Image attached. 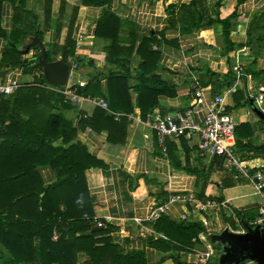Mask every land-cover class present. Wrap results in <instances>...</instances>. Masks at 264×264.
I'll use <instances>...</instances> for the list:
<instances>
[{
  "label": "crops",
  "instance_id": "0c3cea01",
  "mask_svg": "<svg viewBox=\"0 0 264 264\" xmlns=\"http://www.w3.org/2000/svg\"><path fill=\"white\" fill-rule=\"evenodd\" d=\"M195 1L193 6V0H110L100 7L83 6L81 0L0 1V73H3L0 79H14L20 87L40 85L41 70L34 67L40 54L35 41L43 46L48 62L61 61L69 67V59H74V71L79 69L80 75L74 81L67 79L66 86L78 95L76 104L66 101L45 83L40 85L62 96L51 112L61 119L60 135L52 146L66 148L78 142L87 155L101 163L102 166L83 172L92 212L90 218L83 217L93 230L104 227L95 228L90 219L100 222L108 219L104 226H110L111 230L106 237L116 250L122 255L140 252L146 264H173L171 260L160 262L171 252H160L151 245L161 236L152 230L153 222L147 220L152 209L166 202L167 178H172L174 192H191L200 201L213 200L227 208L197 213L187 222L200 224L203 219L210 222L207 230L210 235L199 240V236L206 235L202 229L197 235L198 243L192 246L193 251L209 252L205 264H220L222 252L215 246L217 243L223 251L231 246L226 241H210L212 235L223 230L245 232L240 224L257 220L252 214L260 213V197L253 186L241 179L232 180L223 171L220 158L200 157L192 144L182 138L165 139L162 153L154 133L142 122L151 111L166 116L192 107L195 87L202 89L206 98L221 93L225 82L231 84L226 75L232 76V66L239 63L248 81L237 83L229 104L236 126L247 123L251 136L241 139L244 148L238 152L251 169L264 172V118L253 110L251 102H243L247 92L264 98V0ZM105 11L120 21L117 32L122 39L120 46L132 45L129 53L125 51L110 61L109 40L95 33L97 27L102 31L99 20ZM190 11L194 18L201 15L204 20L207 16L212 22H200L199 27L190 28ZM227 17L228 26L223 30L216 21ZM151 37L156 44L149 50L158 55L153 68L140 77L141 58L135 51L141 39ZM210 72L215 76L211 77ZM109 74L127 79L114 88L107 79ZM141 85L164 86L144 117L136 112ZM114 90L117 93H112ZM115 97L118 100L112 102L115 109L128 110V114L138 115L141 121L113 112L107 102ZM235 97L239 99L234 100ZM99 100L107 104L109 113L97 107ZM96 109L102 113L96 114L91 125L87 124ZM193 111L200 117L198 108ZM70 130L74 135L69 137ZM62 137L69 140L62 142ZM237 141L233 135L235 149ZM38 172L45 184L54 181L49 168L41 167ZM166 208L161 216L173 222H177V216L191 212L190 204L186 203H172ZM252 208L258 210L253 212ZM227 210L239 218L240 224ZM36 249L35 240L33 248L26 249L32 260L19 264H40ZM0 253L6 251L0 247ZM174 255L181 264H195L186 253ZM241 260L236 264H241ZM73 264H87V257L77 252Z\"/></svg>",
  "mask_w": 264,
  "mask_h": 264
},
{
  "label": "trees",
  "instance_id": "16d2710c",
  "mask_svg": "<svg viewBox=\"0 0 264 264\" xmlns=\"http://www.w3.org/2000/svg\"><path fill=\"white\" fill-rule=\"evenodd\" d=\"M109 2L110 0H81L83 6L93 7L104 6ZM195 4L196 1L193 0L192 5ZM200 12L202 13V9ZM192 13L189 12L190 28L199 27L200 22H212L207 16L204 20L201 15L194 18ZM228 20L227 17L216 22L226 30ZM100 27H103L102 31L99 32L97 27L95 33L109 40V61L125 51H131V44L126 48L120 46L122 39L117 36L120 21L109 11H105L99 20V30ZM155 44L152 37L143 38L138 44L135 53L141 58L138 66L140 77L146 75L156 62L158 54L149 50ZM18 64L19 62L16 66ZM34 67L40 71L37 64ZM209 75L215 76L211 72ZM231 77L228 73L225 79ZM107 79L116 88L127 78L109 74ZM43 83L40 80V85ZM39 86H21L5 98L0 96V247L6 251V254L0 253V264L30 262L32 256L26 249L33 248L35 240L40 264H73L77 252L85 254L87 264H146L140 252L122 255L116 250L117 247L106 237L111 230L110 226L93 230L87 223L85 218H90L92 212L83 172L102 165L94 157L87 155L78 142L66 148L52 146V142L60 135L61 119L51 112L54 103L62 96ZM226 86H229L228 82L223 87ZM163 87H139L136 106L139 116L144 117L155 105L156 96L162 93ZM85 88L81 89L82 93ZM112 93H117V90ZM116 98L107 102L108 106L113 112L128 114V110L118 111L112 106V102L118 101ZM98 113L102 112L96 109L86 123L91 125ZM70 135H74L73 130L69 131V137ZM234 135L238 139V151L244 148L241 139L251 136L249 125L239 124L234 129ZM68 140V137H62V142ZM41 167H47L54 173L53 182L44 183L38 172ZM257 210L258 208L251 209L253 212ZM256 215L258 214L254 213L252 217ZM151 228L161 236L151 245L160 252H171L160 262L171 260L173 264H181L174 253L190 252L193 244L198 243L197 235L202 231L199 223L173 222L164 216L154 221ZM53 231L58 234L55 240L51 239Z\"/></svg>",
  "mask_w": 264,
  "mask_h": 264
},
{
  "label": "built area",
  "instance_id": "2783aa9c",
  "mask_svg": "<svg viewBox=\"0 0 264 264\" xmlns=\"http://www.w3.org/2000/svg\"><path fill=\"white\" fill-rule=\"evenodd\" d=\"M83 34V33H81ZM80 39L78 36L77 40ZM69 73L76 69L74 59H69ZM68 73V75H69ZM231 84L225 87L223 91L217 95L206 98L202 89L195 87L193 90V106L183 110L182 112L174 113L171 115L160 116L157 111H151L145 115L143 123H145L150 130L154 133L156 141L164 153L165 139H178L182 138L192 144L196 153L200 157H218L221 159L223 171L226 172L232 180H244L252 185L254 190L260 197L259 211L264 215V172L261 170L251 169L244 160L243 156L235 149L233 142L234 129L236 122L232 117L230 109V99L236 91V85L239 81L244 83L248 81V76L244 71L241 64L237 63L231 68ZM20 87V83L14 79L1 80L0 79V96H9ZM60 93L63 98L71 104H76L79 100L78 95L70 86L64 88H50ZM264 98L261 94L254 97L249 92L244 95L245 102H252L258 112L264 117ZM97 107L104 112L109 113L107 104L99 100L96 102ZM194 108L200 111V117L194 114ZM129 120L141 121L138 115L128 114ZM166 192L167 198L164 204L152 209L148 215L147 220L150 222L156 221L166 211V207L172 203L190 204L191 212L189 215L182 214L177 216V222H190V216L197 213L205 212L206 210H213L218 212L227 209L224 203H217L213 200L200 201L194 197L191 192H174L172 178L166 179ZM229 215L235 222H239V218L231 213ZM98 221L95 218L90 219L91 225L95 228H103L105 222ZM134 221L138 219L134 218ZM256 223H259L257 219ZM202 229L206 230V235L199 236V240L206 239L210 234V222L203 219L200 220ZM58 234L52 232L51 238L56 239ZM191 256L195 264H205L209 256L208 251H190L186 253Z\"/></svg>",
  "mask_w": 264,
  "mask_h": 264
},
{
  "label": "water",
  "instance_id": "95a60500",
  "mask_svg": "<svg viewBox=\"0 0 264 264\" xmlns=\"http://www.w3.org/2000/svg\"><path fill=\"white\" fill-rule=\"evenodd\" d=\"M34 43L38 45L40 51V54L37 57V65L41 70L42 80L47 86L51 88H64L68 79V65L61 61L48 62L46 59L45 50L41 43L37 41H35ZM2 74L3 73L1 72L0 77H2ZM251 106L256 113L261 115L253 105V103ZM263 227L264 226L255 225L253 228H248L245 232H231L223 230L217 235H212L210 237V241L229 242L235 249L240 250L241 257L250 254L254 257H259V263L257 264H264Z\"/></svg>",
  "mask_w": 264,
  "mask_h": 264
},
{
  "label": "rangeland",
  "instance_id": "374dc122",
  "mask_svg": "<svg viewBox=\"0 0 264 264\" xmlns=\"http://www.w3.org/2000/svg\"><path fill=\"white\" fill-rule=\"evenodd\" d=\"M79 75H80V73H79V69H78L77 71L71 72L68 79H69V81H74V79H78L77 76H79ZM255 218H257L259 220V223H256L257 220H253L250 223H244L245 225L244 224L242 225L239 222V224L241 225V228H245L247 230L248 228H253L255 225L264 226V215L259 213L258 215L255 216ZM263 233H264V229H263ZM215 235H217V234L215 233ZM226 243L230 244L229 242H226ZM215 246H217V249L219 250L220 253L222 252L220 264H236V262L240 259H242L241 264H257V263H259L258 258H249L248 255L241 257L240 250L235 249L233 246L228 245L229 250L226 249L225 251H223V249H221L222 247L219 243H217V245H215ZM178 260H179V257H178Z\"/></svg>",
  "mask_w": 264,
  "mask_h": 264
}]
</instances>
